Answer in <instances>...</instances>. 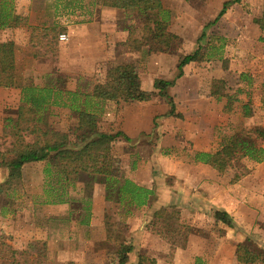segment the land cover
Listing matches in <instances>:
<instances>
[{
    "label": "rangeland",
    "instance_id": "obj_1",
    "mask_svg": "<svg viewBox=\"0 0 264 264\" xmlns=\"http://www.w3.org/2000/svg\"><path fill=\"white\" fill-rule=\"evenodd\" d=\"M224 1L162 0L164 9L168 10V29L180 36L177 46L169 51L149 49L153 41L147 37L149 33L143 28L144 17L138 10L119 13L117 26L134 30L133 35L139 42L130 45L133 50L124 47L118 49L116 59L109 61L108 66L135 64L145 94L129 97L124 92L117 99H104L99 101L103 109L97 112L106 129L116 128L118 119L115 113L125 105H135L143 111L150 107L157 112L155 129L149 134H141L139 138L142 142L140 147H143L140 150L141 164L151 145L161 144L155 140L162 139L165 140L161 144L165 160L161 165L168 172H186L195 163H202L193 160L196 150L214 151L233 132L264 127V29L260 27L264 21V5L261 0H239L230 4L226 12L217 21H213ZM25 29V23L20 25L16 21L12 27L0 30V38L10 37L15 41L18 80L38 85L57 82L61 87L69 89L75 86L77 76L66 74L59 68L56 47L47 49V59L40 56L37 63L31 59L36 51L32 47L27 45L20 50L26 51L29 59L17 52L18 39L22 40L26 32L29 37L36 34L34 29ZM195 50H198L201 57L185 65L184 73L180 76L176 65L181 55ZM126 52L134 53L129 55ZM103 71L102 68V75ZM101 74L97 72L93 78L96 80L82 77L77 82L85 86L88 80L90 84L84 88L89 90L95 81L102 78ZM158 78L174 80V84L167 88L175 102L173 113L154 84ZM20 97L19 87H0V152L12 145L14 128L11 126L14 121H9L8 117L16 116L15 107L20 104ZM63 108L52 105V112L47 114L42 124L53 122L59 129L70 125V122L73 124L76 120L74 117H62ZM85 108L95 110L90 101ZM9 122L12 125L9 126ZM261 141L264 144V140ZM115 147L114 143L113 150ZM144 164L142 170L146 173V168L150 166L147 167V160ZM240 164L223 172L205 163L197 167L208 183L215 184L213 198L228 197L235 226L214 219L215 205L211 206L213 201L209 199L213 190L208 187L204 191V199L202 197L204 202H208L207 206L204 204L206 212L197 217V223L188 222L184 216L179 217L190 224L188 236L174 228L165 227L164 223L148 226V229L145 226L147 234L141 235L139 252L155 256L156 264H264V161L257 163L242 159ZM2 174L0 172L3 178ZM81 179L65 181L47 161L27 166L21 178L10 185H4L2 179L1 209L6 208L4 215L8 221L14 217L23 222V236L26 239L20 238L14 230L8 231L3 227L0 232V264H131L133 260L135 263L137 256L132 258L124 251L128 244L123 241L128 240L131 232L126 223L129 215L123 214V205L113 201L117 186L106 181L100 174L89 178L84 173ZM181 180L169 174L159 179L153 185L157 195L151 204H157L161 189L179 185ZM95 181L96 185H101L96 205H99V212L104 213L107 235L95 242V249L86 250L83 249L86 244L80 240L88 238L89 221L92 209L95 208L92 199ZM227 192H230V196H227ZM103 197L109 203H104ZM62 198L65 201L56 202ZM57 204H64L66 209L59 212L54 208ZM64 210L73 211L75 226L73 228L64 224V230L53 235L52 214L59 212L65 216ZM172 219L169 221L172 222ZM34 223L37 224L36 230L29 227ZM0 226H3L2 223ZM68 234L72 240L66 243L63 238ZM191 235H196L194 241H190ZM246 236L251 239L249 244L261 254V260L257 263H242L237 259L236 247L238 243L245 242ZM82 249L86 250V254L81 256L68 252L76 253ZM197 257L200 258L198 262Z\"/></svg>",
    "mask_w": 264,
    "mask_h": 264
},
{
    "label": "trees",
    "instance_id": "obj_2",
    "mask_svg": "<svg viewBox=\"0 0 264 264\" xmlns=\"http://www.w3.org/2000/svg\"><path fill=\"white\" fill-rule=\"evenodd\" d=\"M59 1L63 2V0ZM238 1H224L213 21H217L230 4ZM261 1L264 5V0ZM81 4V0H69L64 6L77 8ZM91 4L98 8L96 9L98 14L101 8L116 9V17L120 12L138 10L144 17L143 28L149 33L146 36L150 41H153L149 49L169 51L174 49L180 41V36L168 29V10L164 9L162 0H92ZM14 9L15 0H0V30L12 27L16 22L17 17ZM260 27L264 29V21L260 23ZM133 34L134 30L128 29V37L123 41L124 48L133 50L130 45L139 42ZM200 57L198 50L182 54L176 65L179 75L184 73L185 65ZM15 67L17 65L14 39L0 38V87H19L21 89L17 114L14 118L8 117L9 121H14L11 126L14 128L12 130V146L0 152V166H5L8 169L4 185H10L21 178L24 163L46 160L57 168L58 173L65 181L82 180L84 173L89 178L94 177V174L97 173L104 174L106 181L117 186L114 190L116 196L113 201L123 205V214L127 216L132 207L141 208L156 196L153 188L145 184H137L127 176L126 171L119 172L120 159L111 153V144L118 136L127 137L124 132L106 129L102 126L101 116L85 108L91 96L112 100L119 98L124 92L129 97L144 95L141 78L135 64L120 63L109 67L106 79L103 82L94 83L90 91L84 88L90 82H86L85 86L78 84L75 90L61 87L57 82L44 85L33 82L22 83L21 80H18ZM154 84L159 88V93L165 98L171 107L170 112L173 113L175 102L167 88L174 84V80L158 78ZM52 105L70 108L69 112H62V117L64 119L74 117L75 122L73 124L70 122V125L63 126L61 129L53 122L42 124L47 114L52 112ZM11 122H9V126ZM261 140H264V127L233 132L226 136L214 151L196 150L193 160L208 164L219 172L236 165L240 166L242 159L257 163L263 162L264 144ZM57 201L63 202L65 199ZM214 215L228 226L236 225L233 216L224 209H215ZM181 216L178 204H164L153 211L145 226L148 229V226L164 223L165 227L174 228L187 235L190 224L179 219ZM171 218H173L172 222L169 221ZM163 237L165 238L164 234ZM166 238L171 240L170 237ZM250 240V237L246 236L245 242L238 243L236 247L237 259L242 263H257L261 260L260 252L249 244ZM131 249L132 246L128 244L124 251L129 252ZM196 260L198 262L200 258L197 257ZM156 262L155 256L139 252L134 264H156ZM13 264L16 263L13 262Z\"/></svg>",
    "mask_w": 264,
    "mask_h": 264
},
{
    "label": "crops",
    "instance_id": "obj_3",
    "mask_svg": "<svg viewBox=\"0 0 264 264\" xmlns=\"http://www.w3.org/2000/svg\"><path fill=\"white\" fill-rule=\"evenodd\" d=\"M68 1L69 0H63L61 3L59 0H15L14 11L17 17L16 21H18L20 25L25 23V30L34 29L36 33L34 36L29 37L26 32L24 36H22V40L18 39L16 42L18 44L17 52H21L24 57H30L26 51H20L26 48L27 45L36 50L31 56L32 61L34 60L36 63L39 62L40 56L44 57L43 59H47V49L50 50L53 47H56L58 50L57 54H59L57 55L60 63L59 68L66 74L77 76V78H75L76 84L71 88V90H75L78 84L81 85L80 82H77L79 79L85 77V79L91 80L95 78L98 71H100V74L102 73V68L104 70L103 75L101 74L102 78L98 79L94 83L103 82L106 79L107 70L108 67H110L108 66L109 61L116 59L118 49H123V41H125L128 37V30L120 29L117 26L116 9L101 8L99 9L100 11L98 14V10H96L98 8L91 4L92 0H81L82 4L79 6L80 8L69 6L65 7L64 5ZM31 32H29V35ZM62 33L67 34L66 40L59 39V36ZM41 51L43 52L40 55ZM126 53L133 54L134 52ZM86 82L89 81L86 80ZM86 82L85 84H87ZM90 90L91 89L87 91ZM102 100L104 99L95 96H91L89 98V101L92 103V109L96 110H92L93 112L98 113L97 111H101L103 109L100 106L101 104H99V101ZM18 106L19 105L15 108L17 109ZM67 108L68 107H64L62 111L69 112L70 108ZM149 108L147 107V111H143L135 105H125L118 109L119 111L115 113L118 121L116 128L114 127L113 130H121L127 136H118L114 138L111 144V153L120 159L121 167L119 172L126 171L128 173L127 176H129L137 184H145L151 188H153V185H155L159 179L161 180L166 174L175 175L180 177L182 180L178 183L179 185H170V187L165 190L161 189V192L158 194L159 198H157V204L156 202L154 205L151 204L154 201V197H152L149 202L141 208H131L129 217L126 220V223L130 226L131 234L129 235L128 240H124L123 243L130 244L132 246L131 251L127 253L132 258L139 254V247L141 244L139 241L141 239V235L147 234L146 230H144L146 221L150 219V216L152 215L151 213L161 205L172 203L178 204L181 209V215L187 218L188 222L196 224L197 217H201V215L206 212L204 210V204L207 206L208 202H204L202 197L204 199V191H207V188L210 187L213 191L211 193V198L209 199L213 201V205L211 204V206L215 205L213 210L224 209L233 216L231 212L232 205H230L231 203L228 200V197L226 198L224 196L213 198L215 196L214 191L216 190L215 184L208 183L209 181L205 179L204 174H202V172L197 168L203 163H195L194 166H192L194 168L191 167L186 172H168L161 165V162L165 160L163 157L165 154L161 151V144H164L165 140H155V142H160L161 144H152L149 148L148 155L146 158H143V164L140 163V150L143 149V147H140V143L142 145V142L139 141L140 135L149 134L155 129L154 120L156 119L157 112L154 110L152 111L151 108ZM162 119H164L163 116ZM160 128L161 127H159V129ZM114 143L116 144V147L113 150L112 146ZM157 147H159L158 151ZM166 158L170 159L169 157ZM145 160H147L148 163L147 167H150L148 169L146 168V173H143L144 170H142V166H145ZM40 162H44V160L39 162L24 163L22 165V172H24V169L27 166L37 165V163ZM51 166L53 167L54 172H58L55 166ZM0 172H3V178L0 176L1 183L6 178L8 172L7 167L0 166ZM97 174L104 176L106 180V176L104 174ZM96 183L97 181L93 184L95 187V193L93 194L92 199L95 208L92 209V217L89 221L88 238H82L80 240V242L86 244V247H83V249L86 250L90 248L95 249L93 247L96 244L95 242L104 239L107 235L106 224H104L105 221L103 219L104 213L101 214L98 210L99 205H96V198H98L100 192L99 188H101V185H96ZM227 196H230V192H227ZM103 202L109 203L105 197H103ZM63 206L64 204H57L53 207L60 212L61 209H66ZM5 210V207H2L1 209L0 206V223L3 225L0 226V232H2V228L5 227L8 231L14 230L13 232H16L20 238L26 239L23 236L25 235L23 234V231L25 230L23 222L15 219L14 217L8 221L5 217L6 215H4ZM17 212L18 211H16V213ZM59 212L56 215L52 214L51 217L53 218V222L51 223V231L53 232V235L59 234L62 230H64V224L67 226L71 225L73 228L75 226V219L72 216L73 211L64 210L63 213L65 216L60 215ZM140 216L143 219L142 221H140ZM214 219H217L215 215ZM36 225L37 224L34 223L29 227H33L34 230H36ZM21 227L24 229L21 230ZM29 227L26 228L29 229ZM17 235L15 236L17 237ZM70 236L71 235L68 234L63 238V241H67L66 243H69L72 240ZM53 238L56 239V237ZM189 239L190 241H194L196 239V235L189 236ZM83 249L80 250L82 252H68L74 256H81L82 254H86V250ZM182 251H185V249H182ZM131 264H134V260Z\"/></svg>",
    "mask_w": 264,
    "mask_h": 264
},
{
    "label": "built area",
    "instance_id": "obj_4",
    "mask_svg": "<svg viewBox=\"0 0 264 264\" xmlns=\"http://www.w3.org/2000/svg\"><path fill=\"white\" fill-rule=\"evenodd\" d=\"M59 39L60 40H66L67 39V34L66 33L60 34Z\"/></svg>",
    "mask_w": 264,
    "mask_h": 264
}]
</instances>
